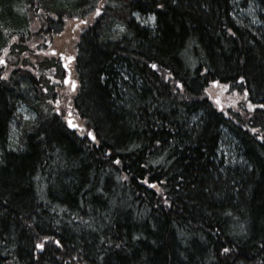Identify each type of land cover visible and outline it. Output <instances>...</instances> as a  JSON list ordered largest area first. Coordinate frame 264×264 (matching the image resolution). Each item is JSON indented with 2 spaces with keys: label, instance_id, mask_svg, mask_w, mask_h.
<instances>
[{
  "label": "trees",
  "instance_id": "16d2710c",
  "mask_svg": "<svg viewBox=\"0 0 264 264\" xmlns=\"http://www.w3.org/2000/svg\"><path fill=\"white\" fill-rule=\"evenodd\" d=\"M255 1L263 25L246 30L233 0H0V46L17 36L18 59L37 41L39 59L0 77V264H264V0ZM98 4L103 14L74 47L70 91L45 43L66 18L93 20ZM218 86L226 105L210 96ZM19 105L34 118L10 149ZM68 107L75 129L62 119ZM226 136L242 165L218 156Z\"/></svg>",
  "mask_w": 264,
  "mask_h": 264
},
{
  "label": "rangeland",
  "instance_id": "374dc122",
  "mask_svg": "<svg viewBox=\"0 0 264 264\" xmlns=\"http://www.w3.org/2000/svg\"><path fill=\"white\" fill-rule=\"evenodd\" d=\"M233 16L236 18L237 22H244V23H251L255 25L254 27H259L263 25L262 21L258 18L257 16V9L254 5L252 4L249 0H233ZM97 9H99V14H97ZM102 6L100 4L96 5L95 8H93L92 13L88 16L91 17L93 15V20H89L88 22H85L81 24L80 18L77 19V26H75L76 21L73 19H65V24H64V32L57 36L53 40V46L54 48L61 50L66 49L67 53H72L74 54L75 52V43L76 41L78 42V34L81 31L83 27L86 25L94 22L95 18H98L101 16L102 13ZM136 19L145 25L151 26L154 22V18L152 14H148L144 17H140L139 15L135 14ZM120 26L117 23H113L110 32H116L117 30H120ZM17 36L13 37V44L11 42L10 46H0V77L6 75L11 69L15 67L22 66L25 69H28L29 71H33L32 66H28L29 63H32L31 58L34 62L38 59L35 55H38L36 53L35 47L36 42L34 43L31 42V44L27 43V46L30 47L32 50L31 52L28 53L30 57H26L25 52L19 58H16V54L18 53V49L16 54L14 50H11L10 47L16 45L18 42V37ZM16 40V41H15ZM15 41V42H14ZM38 45V44H37ZM17 46V45H16ZM39 46V45H38ZM35 54L34 56H32ZM39 60V59H38ZM36 74V73H35ZM52 72V69H49L46 72V75L48 79L52 82L56 78ZM69 88V86H68ZM210 96L214 98L215 102L217 104H223L226 105L229 100H230V94H228V91L224 89L222 86L214 87L213 89L210 90ZM68 93V89L67 92ZM71 97V94L69 95V98ZM54 100V99H53ZM70 103V99L68 100ZM54 106V103H51ZM19 114L22 116L23 119L29 120L34 118V114L32 111L26 107L25 105H19L17 108ZM71 112V110H70ZM72 116V113H71ZM64 117H68V113L65 112ZM73 119L70 121L71 125H74V129L77 126V124H80L81 122L75 117L72 116ZM16 137H17V132L16 129H14V126L12 127L11 130V139H13V147L16 146ZM218 156L227 164H235L240 160V154L239 151L236 149V141H234L232 138L229 136L223 137L221 142H220V147L218 150Z\"/></svg>",
  "mask_w": 264,
  "mask_h": 264
},
{
  "label": "bare ground",
  "instance_id": "6f19581e",
  "mask_svg": "<svg viewBox=\"0 0 264 264\" xmlns=\"http://www.w3.org/2000/svg\"><path fill=\"white\" fill-rule=\"evenodd\" d=\"M252 4L254 3V5H255V7H256V9H257V11L259 10V7H258V5H257V3H256V1L255 0H249ZM234 5V4H233ZM233 9H234V6H233ZM134 18L136 19V17H135V14H134ZM137 20V19H136ZM138 21V20H137ZM237 24H238V27H240V28H243V29H246V30H248V28H250L251 30H254V28H256V27H254L255 25H253V24H251V23H244V22H237ZM247 26V27H246ZM105 39H106V41H115L114 39V37H113V35H109V34H107V35H105ZM18 108V107H17ZM15 109V111H13L12 113H11V116H10V120H9V122H10V126H9V132H8V146H9V148L10 149H12V148H14L13 147V139H11V130H12V127L14 126V129H16V132L18 133V131H17V126H19L20 124H23V122L24 121H26L25 119H23L21 116H20V114H19V112H18V109ZM33 113V112H32ZM34 114V113H33ZM62 119H63V121H64V123L67 125V127H69V128H71V123H70V119L68 118V117H62ZM18 135V134H17ZM16 141H17V137H16ZM15 141V142H16ZM243 164V161L242 160H239L238 162H236L235 164H233L234 166H236V165H242Z\"/></svg>",
  "mask_w": 264,
  "mask_h": 264
},
{
  "label": "flooded vegetation",
  "instance_id": "af4514ba",
  "mask_svg": "<svg viewBox=\"0 0 264 264\" xmlns=\"http://www.w3.org/2000/svg\"><path fill=\"white\" fill-rule=\"evenodd\" d=\"M77 26V25H76ZM51 45V42L49 41L48 43L45 44V48H47V50L49 51V53L52 55V57L54 58H59V56H62V59L59 58L60 60H63V62H66V66L69 68V72L71 73L70 78L73 79L72 77V65H73V55H71L70 53H67L66 49L62 50H54V49H50L48 46ZM59 61L60 65L62 64V61ZM57 106V105H56Z\"/></svg>",
  "mask_w": 264,
  "mask_h": 264
},
{
  "label": "water",
  "instance_id": "95a60500",
  "mask_svg": "<svg viewBox=\"0 0 264 264\" xmlns=\"http://www.w3.org/2000/svg\"><path fill=\"white\" fill-rule=\"evenodd\" d=\"M61 59H62V57H61ZM64 66V65H63ZM68 81H69V74H68V72H67V74H66V77L64 78V83L65 84H67L68 83ZM74 82H71V86H70V88H71V90H73L74 89ZM71 128H73L72 126H71ZM90 140H93V138L90 136Z\"/></svg>",
  "mask_w": 264,
  "mask_h": 264
},
{
  "label": "snow or ice",
  "instance_id": "6c2138e0",
  "mask_svg": "<svg viewBox=\"0 0 264 264\" xmlns=\"http://www.w3.org/2000/svg\"><path fill=\"white\" fill-rule=\"evenodd\" d=\"M158 7H160V5H158ZM97 14H99V9H97ZM2 62V61H0ZM153 68L156 67V65H152ZM242 79V78H241ZM250 107H252V105H249ZM261 107H264V105H261ZM47 239V237L45 238ZM57 243H59V241H57ZM43 245H38V247H42ZM225 252L229 251L228 249H224Z\"/></svg>",
  "mask_w": 264,
  "mask_h": 264
}]
</instances>
